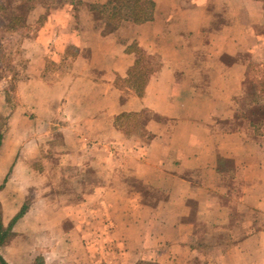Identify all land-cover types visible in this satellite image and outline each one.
Here are the masks:
<instances>
[{"label":"crops","instance_id":"1","mask_svg":"<svg viewBox=\"0 0 264 264\" xmlns=\"http://www.w3.org/2000/svg\"><path fill=\"white\" fill-rule=\"evenodd\" d=\"M79 1L50 10L22 38L25 66L15 91L9 88L13 75H0V109L11 107L0 130V256L8 264H35L39 258L42 264H264L260 220L257 231L213 255L183 233V226L192 225L180 220L187 193L174 196L166 187L163 203L150 205L144 191L116 184L130 160L145 167L134 175L148 179L146 168L163 172L159 183H149L161 188L173 170L168 179L189 187L184 172L197 169L200 178H211L204 188L220 199L231 188L221 186L219 157L228 158L233 179L243 183L240 208L264 213V123L237 117L250 105L244 97L248 83L255 102H264V0H152L149 20L122 18L108 31L85 7L106 0ZM131 46L156 54L158 67L141 94L131 90L123 99L114 81L127 77L135 62ZM196 65L207 67L206 75L198 78ZM107 98L115 100L112 108L104 106ZM140 109L171 120L170 128L149 120L144 138L124 139L103 123L105 116L110 121ZM46 110L89 131L77 144L101 155H70L98 166V184L89 193L79 190L73 201L60 200L59 191L56 199L28 196L31 158L23 148L39 145V115ZM198 205V215L207 219L222 210L227 217V206H204L199 199Z\"/></svg>","mask_w":264,"mask_h":264},{"label":"rangeland","instance_id":"2","mask_svg":"<svg viewBox=\"0 0 264 264\" xmlns=\"http://www.w3.org/2000/svg\"><path fill=\"white\" fill-rule=\"evenodd\" d=\"M40 1H44V0H40ZM37 3L39 2H36V4ZM45 3L50 4V1L48 0L47 2V0H45ZM43 5L44 4L42 5L37 4L36 7H34L31 11H29L27 15L26 24L23 25V27L18 28L16 31L9 33L0 29V75L5 73H11L13 75L14 79L9 84V88L11 91H15L16 80L19 79V77H21L24 72V70H21V66L22 65L25 66L24 65L25 60L21 56L19 50L22 38L33 32L35 28L41 25L46 18V14L50 12V10L58 7V6L53 7V4L50 7ZM85 7L88 10V5H85ZM32 16L34 17L36 16V18L32 19ZM40 17L41 19L39 20ZM101 17L102 18L97 20V22H95L92 18L91 19L95 24H98L102 27L101 31H108L112 29L113 24L112 22L106 21L107 16H101ZM70 53L74 55L75 51H70ZM82 54H84L83 51ZM147 64L149 65L147 66ZM157 65H158L157 55L144 52V54L141 55V59L137 65V67L141 71H138L134 75H136L139 78L138 81H142L144 75L138 73L143 71L149 72L152 69H156ZM196 67L200 70V73L198 72V70H196V74L198 78H201V75L203 76V74L206 75V72L204 71L207 67L200 65H196ZM135 69L139 70L137 68ZM51 72L54 71L52 70ZM129 81H131V79L126 77L115 78L114 84L120 88L121 90L120 92L122 93L121 97L123 99L132 92L131 90L135 91V89L131 87V85L129 84ZM206 81L203 82L204 85ZM11 100H13V96L11 97ZM10 102L12 103V101ZM113 102H115L113 98L112 100L107 98L105 99L104 106L106 105L107 107L112 108ZM13 103L11 106H14ZM86 103H87L86 100L82 99V108L85 106ZM9 108H6L5 110L0 109V130L5 126V119L7 118L6 113L9 110ZM48 112L49 110H46L45 112H42L39 115V118L41 119V129H40L41 136L39 138V145L35 146L29 143L23 148L25 154L29 155V157L31 158L29 165L27 167L28 169H26L28 170V178H29L28 196L31 197L35 194H41L45 198L56 199L57 195L55 191H59L58 196L60 197L59 198L60 200L71 201L72 199L73 201L75 200V198L79 196L78 193L79 190L81 189L87 190L89 193L91 192L93 186L98 184V179H97L98 176L96 174L97 172L96 170L98 166L97 164H93L94 162L92 163L81 162L79 161V158H70V155L72 154V156L75 157L93 156L95 157V159L101 157V155L99 156V153H97V151H94L93 154H91L89 152V150L92 148L91 146H89L88 149L87 148L85 149V147H81V145L77 144V142L83 135L89 134L87 133L89 131L85 133L82 129L79 128V125L76 122L70 120L71 117H69L68 120H62L61 117H63L64 114H59L58 116H56ZM104 119H103V123L114 127L115 129L114 132L122 134L124 136V139L125 138L131 139L133 137H140V136H143L144 138L145 134H147V132H145L146 131L145 126L149 120H155L158 122L160 121V123L165 124L166 129H169L170 128L169 126L172 123L171 120L155 115L154 113L148 112L145 109H140L139 111H131L128 113L126 112L118 113L117 115H115V117H112V119L110 120L111 122ZM239 120L241 122L243 119H239ZM44 130L46 131V133L42 134ZM257 132L258 131L256 130L255 133ZM247 133H249V131H247ZM115 151H118L120 153L119 155L125 154L122 149L120 150V148H117V150ZM143 166H144L143 164H138L130 160L127 163L126 171L123 172V174L120 176L122 183L116 182V184L121 185L127 183L128 187H131L132 189L134 188L136 190L139 189L144 191L146 193V199L147 201H149L150 205H156V204L161 205V203H163V199L166 197V195H168L165 194L166 191H168V189L170 191L171 188L173 189L172 193H175L173 194L174 196L177 193L178 195L181 196L183 193H187L188 197L191 198V199L188 198L189 199L188 203L189 205H191L190 213L188 214V216H185V218L184 216H180V220L185 221L189 219L188 222L192 223V225L190 226L189 230L187 228H184V226L182 230L183 233H188L189 238H192L193 235L195 237V241L198 242L201 238L202 232H204L205 229L207 228L211 229L212 227H210L209 224L208 226L206 225L201 226V224H199V216H200L198 215L199 210L198 212L196 211V214L198 213L196 217L197 219L196 222L198 223V226H196V224L194 223L195 216L193 215L194 200L197 201V205H198V199H199L200 204L204 206L209 202H214L215 206H218L221 200V199H217V195H214V190L209 191L204 188L207 187L206 186L207 181L211 178H209L208 180L200 178L198 176L197 169L189 170L187 172L185 171L184 176L187 178V180L192 181V183L189 187L187 186L185 187L184 185L183 187H181V185L179 184V180L178 182H175V180L168 179L169 178L168 176H170L172 172L174 173L175 170H173L170 171L171 172L169 173L170 175L163 176L166 179L165 180L163 179L164 188H161L153 185L161 181L159 180L157 175H163V172L161 173L160 171L157 172L155 171L154 168H146V169H150L148 173H146L148 174L149 177L148 179L133 174V171L138 170V168L145 170V167ZM219 171L221 177L220 180L222 182L221 186H228L229 188H231L230 197L232 199V202L236 200L239 201V197L241 195V191L243 188V183H236L235 180L233 179L235 178L234 177L235 168L233 166L232 161L228 158L220 160ZM212 180L215 181V179ZM149 183H154V184H149ZM160 189H162V191ZM222 206H224V204ZM121 215L122 214H120V216ZM204 216L205 214L200 216L201 219H207V217L205 218ZM224 216H225V211H223L222 213L221 221L219 222V227L216 226L217 228L213 229L212 232L210 233L217 232L216 236H218V234H224L226 232H229V225L227 226L228 224L227 217H225L224 219ZM245 216L246 219L249 221L255 219L258 226H259V220L264 224V213L259 214V211H257L251 214L245 213ZM230 232L232 234H235L236 236L242 233V231H239L236 228H233ZM217 238L220 241V238L219 237ZM189 243H191L190 239H189ZM196 246L198 247V245ZM220 247H223V245L220 244L218 245V243L216 245L215 243V244H209L208 246H204V249L201 250L211 253L213 255H217L219 254ZM37 263L42 264L40 258L35 260V264Z\"/></svg>","mask_w":264,"mask_h":264},{"label":"trees","instance_id":"3","mask_svg":"<svg viewBox=\"0 0 264 264\" xmlns=\"http://www.w3.org/2000/svg\"><path fill=\"white\" fill-rule=\"evenodd\" d=\"M49 1H50V4H46L45 0L44 1H40V0H0V29H2L5 32L11 33V32L16 31L18 28L23 27V25L26 24L28 12L31 11L34 7H36L37 4H41V5L44 4L48 7H50L53 4V7H54V6H61L64 3H80L79 0H49ZM36 2H39V3L36 4ZM87 5H88V10L91 12V17L95 22L101 19L102 18L101 16H107L106 21L112 22L113 24L112 28H113L118 23V21L122 18H127L137 23H141V22L149 20L152 16V10H153L154 3L152 0H106L102 3H87ZM41 17L39 18V20L41 19ZM130 49H134L136 57H135V62L133 66L129 68L127 72L126 78L131 79V81H129V84L131 85V87L135 89L137 93L141 94L143 87L149 77V74L153 72L155 69H152L149 72L147 71L139 72L138 74L144 75V78L142 79V81H138L139 78L134 74L137 73L138 71H141L137 67V65L141 59V55L144 54V51L137 46H131ZM149 64H147V66ZM135 68L139 70H136ZM244 93H245L244 97L247 98L248 100L246 104L247 105L250 104V105L246 106V110L241 111L239 114H237V117L239 119L241 118L245 119L246 121L249 122L250 125L252 122H255V121L257 123H260V122L264 123V102L262 101H259V103L255 102V92L252 86L250 87V83H248V85H245ZM249 102H252V103H249ZM222 159L223 158L219 157V161ZM230 193L231 191L229 190L225 195H222L220 197L221 205L220 204L218 205L222 207V205L224 204V206L228 207L229 212L226 210V216H227V221H228L227 226L229 225V232H226L224 234H218V236H216L217 232L210 233L212 232L213 229H216L217 227H219V222L221 221V214L223 213V211H221V214L218 215V213L215 212L216 213L215 219L214 218L204 219L205 223H199L201 224V226L203 225L208 226L209 224L210 227L212 228L205 229L204 232H202L201 238L198 242L195 241V237L192 235V238H191L192 245L196 244L198 245L199 248L202 247L200 249H204V246H208L209 244H215V243L217 245L218 243V245L219 244L223 245V247H220L219 252H223L229 246L235 244V240H236L235 238H239V237L241 238V236H247L258 230L259 226L257 224L256 225L254 224L256 220L253 219L252 221H249L246 219V216H245V213L251 214V213L257 212V210H254L252 208H240L239 201L236 200L232 202ZM188 198L184 202V206L186 208V213L183 215L184 218L185 216H188V214L190 213L191 205H189L188 203V200H189ZM193 203H194V206H193L194 214L193 215L195 216L194 223L196 224V226H198V223L196 222L197 220L196 217L198 214V213L196 214V211L198 212L197 201L194 200ZM25 208H26V204H24L21 210H19L13 216L12 220L16 219L19 215H21L22 212L25 210ZM188 220L189 219L185 221L188 222ZM206 220H209V221H206ZM233 228H236L237 230L242 231V233H240V235H237V236L235 234H232L230 231ZM217 237L220 238V241ZM0 264H8V263L0 256Z\"/></svg>","mask_w":264,"mask_h":264}]
</instances>
